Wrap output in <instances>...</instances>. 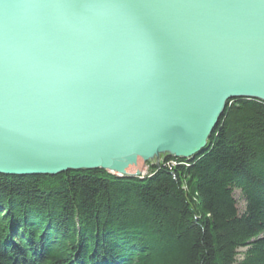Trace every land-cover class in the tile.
I'll list each match as a JSON object with an SVG mask.
<instances>
[{"label": "water", "instance_id": "water-1", "mask_svg": "<svg viewBox=\"0 0 264 264\" xmlns=\"http://www.w3.org/2000/svg\"><path fill=\"white\" fill-rule=\"evenodd\" d=\"M236 98L264 102V0H0V174L142 178Z\"/></svg>", "mask_w": 264, "mask_h": 264}, {"label": "trees", "instance_id": "trees-1", "mask_svg": "<svg viewBox=\"0 0 264 264\" xmlns=\"http://www.w3.org/2000/svg\"><path fill=\"white\" fill-rule=\"evenodd\" d=\"M149 170L0 174V264H264V102L227 101L201 152Z\"/></svg>", "mask_w": 264, "mask_h": 264}, {"label": "rangeland", "instance_id": "rangeland-1", "mask_svg": "<svg viewBox=\"0 0 264 264\" xmlns=\"http://www.w3.org/2000/svg\"><path fill=\"white\" fill-rule=\"evenodd\" d=\"M164 161V159H162L161 160V162H163ZM170 161H174V160H170ZM169 161V162H170ZM150 164L149 163H146L145 165H144V170H143V173H142V176H145V175H147L148 173H149V169H150Z\"/></svg>", "mask_w": 264, "mask_h": 264}, {"label": "built area", "instance_id": "built-area-1", "mask_svg": "<svg viewBox=\"0 0 264 264\" xmlns=\"http://www.w3.org/2000/svg\"><path fill=\"white\" fill-rule=\"evenodd\" d=\"M173 162H175V161H170V162L168 163L169 167H172Z\"/></svg>", "mask_w": 264, "mask_h": 264}, {"label": "bare ground", "instance_id": "bare-ground-1", "mask_svg": "<svg viewBox=\"0 0 264 264\" xmlns=\"http://www.w3.org/2000/svg\"><path fill=\"white\" fill-rule=\"evenodd\" d=\"M161 163V160H160V162H159V164ZM176 164V162H173V164H172V166H174ZM170 168V167H169Z\"/></svg>", "mask_w": 264, "mask_h": 264}]
</instances>
